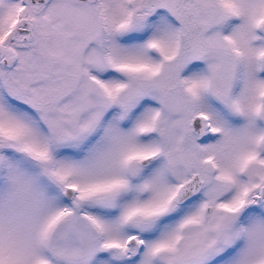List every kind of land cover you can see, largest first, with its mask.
I'll list each match as a JSON object with an SVG mask.
<instances>
[{
    "label": "snow or ice",
    "instance_id": "6c2138e0",
    "mask_svg": "<svg viewBox=\"0 0 264 264\" xmlns=\"http://www.w3.org/2000/svg\"><path fill=\"white\" fill-rule=\"evenodd\" d=\"M0 264H264V0H0Z\"/></svg>",
    "mask_w": 264,
    "mask_h": 264
}]
</instances>
